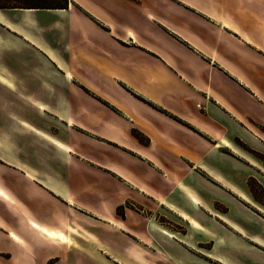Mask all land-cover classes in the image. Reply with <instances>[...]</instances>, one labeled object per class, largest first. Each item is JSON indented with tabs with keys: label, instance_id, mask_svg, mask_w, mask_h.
I'll return each mask as SVG.
<instances>
[{
	"label": "crops",
	"instance_id": "crops-1",
	"mask_svg": "<svg viewBox=\"0 0 264 264\" xmlns=\"http://www.w3.org/2000/svg\"><path fill=\"white\" fill-rule=\"evenodd\" d=\"M58 25L69 36L62 57L43 36H34V28L49 35ZM32 44L36 52L29 48ZM0 72L1 82L13 91L47 93L51 87L81 95L84 86L100 94L111 107L71 101L89 111L87 119L72 117L74 125L115 143L113 137L120 136L142 150L123 146V158L105 157L107 169L136 184L152 202L136 200L143 208H126L123 215L102 210L121 205L124 197L95 207L96 214L123 225L100 235L111 264H208L209 257L222 264H264V200H252L245 184L253 173L264 190V169L258 173V164L238 165L220 143L229 139L224 121L230 117L264 141V133L252 129L236 108L237 93L245 97L242 110L249 115L256 110L251 117L264 123V0H69L67 8H0ZM53 74L58 78L52 80ZM133 128L148 142H139ZM115 162L121 174L112 166ZM220 175L240 182L236 212L230 216L236 219L232 232L218 224L208 205L187 195L192 184H207ZM0 185L11 194L0 199L14 201L5 205L19 218L13 225L0 215V238L9 241L0 251L12 254L8 248H15L7 258L10 264H35V245L70 244L63 215L57 214V226L41 223L1 178ZM147 207L152 213H143ZM165 210L177 215L185 231L154 217H168ZM226 233L236 239L228 241ZM210 238L213 250L233 247V253L228 258L213 255L204 245Z\"/></svg>",
	"mask_w": 264,
	"mask_h": 264
},
{
	"label": "rangeland",
	"instance_id": "rangeland-1",
	"mask_svg": "<svg viewBox=\"0 0 264 264\" xmlns=\"http://www.w3.org/2000/svg\"><path fill=\"white\" fill-rule=\"evenodd\" d=\"M72 9L77 12L84 11L78 5H73ZM53 14L59 15V12L56 11ZM60 14L63 13L60 12ZM61 15H55L53 18L59 20L66 18ZM58 27L59 25L49 35L47 31L34 28V36H43L46 44L51 45V48L55 47L56 56L62 57L63 50L67 54L65 43L68 42L69 36L63 28ZM31 46L34 52L38 50L36 45H29V48ZM1 48L3 49L4 46L2 45ZM56 48L59 49L58 52ZM0 75L3 73L0 72ZM55 78H58L57 74L51 76L52 80ZM44 80L46 81L47 78ZM1 81L3 79L0 78V178L2 185H6L41 223L57 226L58 213L67 220L64 232L70 244L50 248L35 245L33 247L35 264H111V252L106 250L100 235L105 234L106 231L111 232L112 228L120 230L123 225L108 221L101 216L102 214H96L95 207L106 204V202L110 204L111 201L121 200L120 198L124 197L121 205L115 208L107 205L102 210L104 215L110 214L112 210L116 215H123L126 208H133L136 211L143 208L136 200H144L146 204H152V202L143 196L147 193L137 188L136 184L125 183L122 177L107 169L104 164L105 157L113 154L120 159L123 151L127 150L123 146L142 150L120 136L113 137L117 144L74 125L72 117L88 118V109L78 108V102L80 104L83 101H92L86 104L88 108H94V102L98 106H110L104 97L84 86L80 88L81 95L73 92L52 91L51 87L47 93H33L26 92L22 88L13 91ZM66 83L64 80L61 81L63 85ZM244 100L245 97L236 93V108L244 113V119L248 121L247 124L252 129L264 133V123L257 121L260 117L257 115L251 117L254 110L250 109L249 115L240 107ZM71 101L76 102V106L71 104ZM40 103L46 106L41 107ZM150 103L158 108L153 102ZM247 105L249 108L252 107V104ZM254 114H257L256 110ZM229 119L232 122L224 121V127L229 132V139L220 141L224 145L222 150L236 156L238 165L240 162L249 167L252 164H258L261 167L255 165V168L260 173L261 168L264 169V141L245 131L242 125H239L238 120L233 122L235 120L233 117ZM132 133L139 142H148L147 136L140 130L133 128ZM207 140L213 143L211 137ZM123 162L124 160L120 163ZM115 163L112 166L118 170V174H121L120 164ZM205 178L208 177L205 176ZM239 183L238 181L236 184ZM111 184H114L113 188L110 187ZM236 184L226 181L220 175L219 179L209 178L207 184H192L187 195H193L199 202L208 205L213 211L212 217L217 220L218 224H222L232 232L236 225V219L230 217L236 212ZM245 184L248 185L252 200L257 198L264 200V190L261 189L263 186L257 175L250 174ZM1 187L4 193H0V196L11 195L8 190L4 189L5 186ZM116 196V199H112ZM4 199H0V215L10 224L17 225L18 216L5 205L8 201H14L8 200L7 197ZM193 201L196 203V200ZM143 213H152V210L147 207ZM165 213L168 217L161 213H156L154 217L172 230L185 231L184 225L176 219L177 215H172L167 211ZM226 236L230 242L236 239L233 233H226ZM211 240L213 239L210 238L204 245L209 247L213 255L228 258L233 253V247H229L228 251L217 248L213 250ZM8 242L5 238H0V250L7 249L3 245ZM8 250L13 251L12 254L0 251L1 264H10L7 258L13 256L15 248L12 246ZM208 261V264H222L211 257Z\"/></svg>",
	"mask_w": 264,
	"mask_h": 264
},
{
	"label": "trees",
	"instance_id": "trees-1",
	"mask_svg": "<svg viewBox=\"0 0 264 264\" xmlns=\"http://www.w3.org/2000/svg\"><path fill=\"white\" fill-rule=\"evenodd\" d=\"M69 0H0V8H34L57 9L67 8Z\"/></svg>",
	"mask_w": 264,
	"mask_h": 264
},
{
	"label": "bare ground",
	"instance_id": "bare-ground-1",
	"mask_svg": "<svg viewBox=\"0 0 264 264\" xmlns=\"http://www.w3.org/2000/svg\"><path fill=\"white\" fill-rule=\"evenodd\" d=\"M50 233H53V232H50ZM49 234V233H48ZM51 237H54L55 235H50ZM61 237H63V236H61ZM65 238L63 237V239L62 240H64Z\"/></svg>",
	"mask_w": 264,
	"mask_h": 264
},
{
	"label": "snow or ice",
	"instance_id": "snow-or-ice-1",
	"mask_svg": "<svg viewBox=\"0 0 264 264\" xmlns=\"http://www.w3.org/2000/svg\"><path fill=\"white\" fill-rule=\"evenodd\" d=\"M49 235H55L54 233H49ZM61 239H63V237H61Z\"/></svg>",
	"mask_w": 264,
	"mask_h": 264
}]
</instances>
